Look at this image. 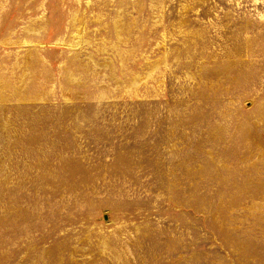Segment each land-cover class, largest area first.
<instances>
[{
    "label": "rangeland",
    "instance_id": "374dc122",
    "mask_svg": "<svg viewBox=\"0 0 264 264\" xmlns=\"http://www.w3.org/2000/svg\"><path fill=\"white\" fill-rule=\"evenodd\" d=\"M0 264H264V0H0Z\"/></svg>",
    "mask_w": 264,
    "mask_h": 264
}]
</instances>
